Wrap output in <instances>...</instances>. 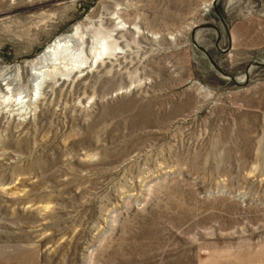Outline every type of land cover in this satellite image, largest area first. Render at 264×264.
Listing matches in <instances>:
<instances>
[{
	"label": "rangeland",
	"instance_id": "374dc122",
	"mask_svg": "<svg viewBox=\"0 0 264 264\" xmlns=\"http://www.w3.org/2000/svg\"><path fill=\"white\" fill-rule=\"evenodd\" d=\"M212 1L0 0V264H264V67L193 45L229 46ZM219 8L239 79L264 0Z\"/></svg>",
	"mask_w": 264,
	"mask_h": 264
},
{
	"label": "bare ground",
	"instance_id": "6f19581e",
	"mask_svg": "<svg viewBox=\"0 0 264 264\" xmlns=\"http://www.w3.org/2000/svg\"><path fill=\"white\" fill-rule=\"evenodd\" d=\"M199 31H201V30H199ZM74 38H75V35H72L70 37H59L53 44H51L50 46H48L44 50V53L41 56H39L34 62L31 63V67H32L31 69H33V70H32V73L30 74L31 77H29V81L33 84V86L38 85L41 82H43V80L45 78L44 76L47 75V72H45V70L49 66H59V65L63 66V65H65V68L68 69V67L73 68V66L75 67L78 64L79 55L71 53V49H72V51H77V53L82 51V49L81 48L78 49L79 45L77 42L74 41ZM232 46H233V38H232ZM99 50H100L99 52L95 53V55H96L95 59L99 58L98 55H100V57H101V56H103V54L108 55L109 53L112 52L111 48L108 45H106V43H104L102 45L101 49H99ZM53 58H55V61L53 60ZM252 68H259V67H253V66L250 67V69H252ZM250 69H249V72H250ZM222 77L227 79V80H230L228 77H224V76H222ZM246 79H247V76L245 75L242 78H239L236 80L240 83H245Z\"/></svg>",
	"mask_w": 264,
	"mask_h": 264
},
{
	"label": "water",
	"instance_id": "95a60500",
	"mask_svg": "<svg viewBox=\"0 0 264 264\" xmlns=\"http://www.w3.org/2000/svg\"><path fill=\"white\" fill-rule=\"evenodd\" d=\"M222 0H213L212 2V8H213V11L215 12V14L217 15V17L219 18L223 28H224V31L226 32V35L229 39V46L227 49L223 50L220 48V42L222 41V38H223V33H222V30H220V28L216 25H213V24H210V23H206V24H203V25H200V26H196L192 29L191 31V39H192V43L193 45L200 51L202 52L204 55H206V57L209 59L212 67L215 69V71L217 73H219L220 75L224 76V77H228L233 84H235L237 87H242L243 85H246L248 84L249 82V69L250 67H264V63H261V62H252L250 65H248L247 69H246V74H247V79L245 81V83H240L236 80V78L234 76H231V75H228L226 74L223 69L220 67V65L217 63V61L206 51V49H204L202 46L199 45V43L197 42L196 40V35L198 33L199 30H202V29H213L217 32V41H216V47L218 48L219 52L221 54H224V55H227L230 50L232 49V34H231V31L228 27V25L226 24V21L220 11V8H219V4Z\"/></svg>",
	"mask_w": 264,
	"mask_h": 264
},
{
	"label": "crops",
	"instance_id": "0c3cea01",
	"mask_svg": "<svg viewBox=\"0 0 264 264\" xmlns=\"http://www.w3.org/2000/svg\"><path fill=\"white\" fill-rule=\"evenodd\" d=\"M233 38V37H232Z\"/></svg>",
	"mask_w": 264,
	"mask_h": 264
}]
</instances>
